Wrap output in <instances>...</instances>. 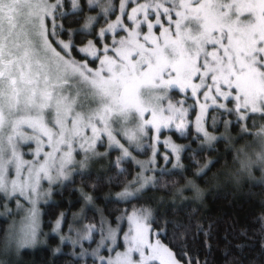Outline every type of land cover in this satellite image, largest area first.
I'll use <instances>...</instances> for the list:
<instances>
[{
	"label": "snow or ice",
	"instance_id": "6c2138e0",
	"mask_svg": "<svg viewBox=\"0 0 264 264\" xmlns=\"http://www.w3.org/2000/svg\"><path fill=\"white\" fill-rule=\"evenodd\" d=\"M85 3L90 9L99 7L100 12L85 16ZM111 10L110 0L108 7L100 0H0V194L5 200L23 197L33 205L18 231L15 225L10 227L5 251L13 244L20 249L35 243L38 225L34 205L42 174L51 180L50 170L55 166L58 178L64 176L66 166L74 162L77 139L87 154L107 136L110 146H119L123 155L130 157L117 136L136 143L151 127L159 142L161 129L173 125L183 135L187 110L182 101L177 102L179 107L170 100L165 106L168 89H191L193 97L205 90L196 131L209 141L217 139L203 126L209 100L229 114L236 113L237 121L251 120L255 114L264 120V0H120V15L107 22ZM70 15L83 19L79 28L58 23ZM100 15L105 17L106 27L97 31L94 24ZM65 33L67 42L59 38ZM109 34L111 43H104ZM81 35L93 38L77 48L74 36ZM72 50L84 53L85 59L72 58ZM89 56L93 63L99 61L98 67H89ZM221 98L233 107L218 103ZM24 126L47 138L52 152L46 154L44 163L23 160L21 142L36 140L37 156L43 143L39 135H25ZM88 129L90 137L85 134ZM241 131L248 133V128L243 126ZM255 135L261 151L255 159L238 154L235 159L241 171L256 165L264 169V125ZM164 144L179 161L186 145L170 140ZM212 163L209 160L196 174L204 173ZM13 173L14 178H10ZM138 182L139 175L129 184L134 187ZM139 191L126 188L118 196L128 201ZM5 209L11 212L7 205ZM17 209H23L19 201ZM150 217V211L133 208L118 218H126L130 225L123 235V251H116L115 232L122 231L119 224L104 235L102 220L101 240L92 252L98 264H180L159 239L166 235L165 230L153 232L155 221ZM59 225L57 220V228ZM83 231L87 235L80 239L91 240L97 229L86 225ZM101 249L110 255H101Z\"/></svg>",
	"mask_w": 264,
	"mask_h": 264
},
{
	"label": "trees",
	"instance_id": "16d2710c",
	"mask_svg": "<svg viewBox=\"0 0 264 264\" xmlns=\"http://www.w3.org/2000/svg\"><path fill=\"white\" fill-rule=\"evenodd\" d=\"M111 6L115 9L114 12H108L107 22L115 21L120 15L119 3ZM98 12L99 7L90 9L85 3V16H96ZM97 20L94 24L97 31L106 27L103 15L98 16ZM58 23H62L65 28H79L83 19L70 15ZM143 30L146 31V27ZM111 36L109 34L104 43H111ZM59 38L65 42L68 40L66 33ZM92 38L74 36L77 48ZM70 55L78 61L85 59V54L77 50H72ZM87 60L91 66L97 67L99 64V61L92 62L93 57L89 56ZM167 91L166 98L176 105L182 101L183 105L192 106L189 107L188 127L183 135L175 128L161 129L162 136L170 135L168 137L178 145H186L181 151V168L169 169L165 165L166 169L158 173L152 185L128 201L115 198L113 194L133 180L140 169L139 163L122 158L114 163L106 161L103 168L76 171L70 179L56 183L51 199L41 205L42 239H39L36 247H24L15 253L12 246L8 251L4 250L9 218L0 210V264H98L88 249L94 247L100 237L101 221H111L117 225L118 218L125 212L144 204L155 207L151 219L155 221L151 224L153 232L165 230L166 235H161L159 239L173 250L182 263L264 264V181L249 180L247 176L255 167L250 171H240L233 158V144L236 145L235 141L240 140L238 137L241 136L244 121H237L236 113L229 114L225 109L212 105L209 100L207 103L210 107L204 119L208 129L217 137L209 145L194 128L198 110L194 97L175 87ZM218 103L233 107L222 98ZM229 120L228 128L226 124ZM246 124L252 132L256 129L253 118L247 120ZM224 131L231 132V140L223 136ZM164 147L167 146L162 142L157 150L159 155L164 152ZM251 157L255 159V155ZM209 160L213 163L204 173L197 175ZM194 184L199 186L200 192L194 190ZM57 220H60L59 228ZM86 225L96 226L97 231L91 240L80 239L86 235L83 231ZM72 226L83 235L75 234L74 229L71 230ZM62 237L66 238L63 243ZM77 240L78 243H73ZM236 245L243 247L237 248ZM57 248L59 251H54ZM81 252H85V255L81 256Z\"/></svg>",
	"mask_w": 264,
	"mask_h": 264
},
{
	"label": "rangeland",
	"instance_id": "374dc122",
	"mask_svg": "<svg viewBox=\"0 0 264 264\" xmlns=\"http://www.w3.org/2000/svg\"><path fill=\"white\" fill-rule=\"evenodd\" d=\"M117 1H119V2H117ZM117 1L116 0H110V3H111V5L115 4V3H120V0H117ZM100 2H101V4H103L106 7H108V5H109V0H100ZM114 9H115V7L112 8V12H114ZM111 22H114V21L111 20ZM121 35H124V33L122 32ZM111 38H112V36H111ZM53 46L55 47V45H53ZM57 50L59 51V49H57ZM61 54L63 55V53H61ZM98 66H99V64L97 65V67ZM89 67L96 68V67L91 66V65H89ZM194 82L199 83V80H194ZM203 91H205V90L201 89L200 93H198V95L196 97H194V99H195L194 103L198 107V110L196 111V115H195V119H194L195 130H196V117L198 115H200L199 106L201 103L205 102L203 95H202ZM182 92L184 94H188V92H189L192 95L191 89H186V90H183ZM167 94H168V91H167ZM167 101H169V99L166 98L165 106L167 104ZM171 103H173V102L171 101ZM173 104H175V103H173ZM177 106L179 107L180 105H177ZM190 106H191V104L183 105V108H185L187 110V115L185 116L186 127H185L184 132L187 130V127H188L187 116L189 113V107ZM146 117L149 119L151 118L147 114H146ZM253 121H254V124L256 126V129L255 130L253 129L254 130L253 132L247 126L246 121L243 122L244 123L243 126H246L248 128V133H243L241 131L240 132L241 136L238 137V138H240V140L235 141L236 145L233 144V147H234L233 158L234 159L237 157L238 154L240 155L241 158H244L245 155L251 157L252 154L254 156V155H256V153L261 151V143H260L259 138L255 135V133L259 130L261 125H264V122H263L264 120L260 119L259 114H255V116L253 117ZM226 125H228V128L230 127V120H229V122H227ZM203 126L212 136L216 137V135L213 134L208 129L206 119L203 120ZM49 127H51V125H49ZM170 128H175V126L173 125ZM22 130L25 133V135H28V136L39 135L41 141H43V143L40 145L41 151L39 153V156L36 155V150L38 147L36 140L33 139V140H28L26 142H21L20 146H19V151L23 154V157H22L23 160L37 164V165L40 163H44L46 154L49 152H52V148L49 147V145L47 143V138L44 137L43 135L39 134V133H33L32 129L28 128L27 126H24ZM147 132H148V134L146 136H142L138 142L132 143V144L125 142L124 139H122L120 136H117V139L120 140V143L123 144L124 147L128 149L129 153L131 154L130 157H125L123 155V149L120 148L119 146H116V145L110 146V142H109L107 136L102 137L103 143L97 141L96 145H95V149L90 150L87 154L79 148V144L81 143V141L79 139H77L73 144V148L75 149V151L73 153L74 162L72 165L66 166L64 176H60L58 178L57 169L55 166H53L52 169L50 170V174L52 176L51 180L44 178L43 174H42V178L40 180V185H39V189H38L39 197H38V199H36V202L34 205V207L37 211L36 222H37L38 228H37L36 241L33 244L34 245L33 247H36L35 245L38 244L37 242L39 241V239L40 240L42 239V232H41V229H42V206L41 205L43 203H45L46 201H48L49 199H51L52 192H53V189H54V186L56 185V183L63 181V180H66L68 178L70 179L71 176L76 171H79L81 169L89 170V169H92L94 167L95 168H103L102 166H104L106 164V161L107 162L110 161V163H114V162L121 161L122 158L123 159L124 158H130L134 162L139 163L140 169L136 172V174L134 176V178L136 179V177L139 175V182L136 183L134 187L128 183L123 189H121V190H119L113 194V196H115V198L121 199L118 196V193L125 191L126 188L128 191H135V189H140V191L135 196V197H137L138 195L142 194L144 192V190H146L150 185H152L155 182V180L158 176V173L160 171H162L166 168H169V169L173 168V165H176V164H179L180 167H178V168H181V166H182L181 152H180V160L179 161L176 160V154L172 153L171 149L169 147H164L163 149H165V150H164V152H161L160 155L157 153V150L161 147L162 142L164 143L165 140H170L172 143L177 144L176 142H174L172 139H170L168 137L170 135L162 136V134L160 133L159 134V142H158L157 138H156L157 133H156L154 128L150 127L149 129H147ZM85 134L90 137L91 136L90 129L85 130ZM201 135L203 136L204 140H207V143L209 145L214 142V140L209 141L206 137H204L203 133H201ZM223 136L225 138H229L231 140V132L230 131H227L226 133L224 131ZM105 143H106V146L104 147L103 145ZM62 150L66 151L67 149L62 148ZM86 156H87V159H86ZM165 156L169 157L168 160L164 159ZM235 161H236V159H235ZM81 162H83V167L80 166ZM50 163H51V161H50ZM58 164H59V158L57 156L56 165H58ZM165 165H166V168H165ZM236 166L238 168H240V165H239V163H237V161H236ZM26 167H27V165L25 166V168ZM243 172H245V171H243ZM24 174L26 176L27 172L25 171ZM247 177L251 181H260V180L264 181V169H262L259 165H256L255 168L249 173V175ZM10 178H14V173L10 176ZM134 178H133V180H135ZM133 180H131V181H133ZM142 184L144 185L143 188H141ZM193 187H195V189H194L195 191L200 192V190L198 189L199 188L198 185L194 184ZM121 200H123V199H121ZM160 200H161L160 204H162V198L161 197H160ZM17 201H19V203H21L23 205L22 210L17 209ZM5 205H7L8 209H11V212H6ZM32 207H33V205L30 204L23 197L17 196L14 199L5 200L3 195L0 194V210L3 214L7 215V217L9 218V224H8L9 228H8V231L6 234L7 236L9 234V229L11 226L15 225V229L17 231L20 229L21 221L24 219L25 216L28 215L29 210ZM135 208L139 209L138 207H135ZM140 208L146 209V210L151 212V217H150V220H151L153 215H154V211L156 210L155 207L151 204H144V205L140 206ZM131 211L132 210L127 211V213L130 214ZM115 224L116 223H112L111 221H107V222L105 221V223L103 224V229H104L105 225H107V226L104 229L103 234L107 235L109 229L116 230L117 225L119 224V228L122 229V231H116L115 232V235L117 238L116 239V244H117L116 251H123L124 247H125L123 235H124V233H126L129 230L130 225L127 222L126 218L125 219H119L117 225H115ZM72 229H74V233L77 234L78 236L83 235V233L80 230H78L75 226L74 227L72 226L71 230ZM84 234L87 235V233H84ZM153 239H155V237H153ZM100 240H101V233H100V237L97 240L96 245H94V247L88 249V252H90L92 254L93 250L97 248V244L100 242ZM161 242L163 244H165L162 240H161ZM106 243L108 244L109 247L112 246L110 241H106ZM11 246H12L13 253L19 252L21 249V248L17 249L14 244ZM29 247H32V246H29ZM10 249H11V247H10ZM171 251L173 252L172 249H171ZM100 254L105 256V257L110 255V253L106 249H101ZM111 255H115V253H111ZM179 262H180V264H184L181 261H179Z\"/></svg>",
	"mask_w": 264,
	"mask_h": 264
}]
</instances>
